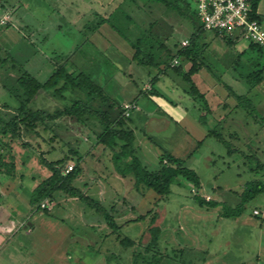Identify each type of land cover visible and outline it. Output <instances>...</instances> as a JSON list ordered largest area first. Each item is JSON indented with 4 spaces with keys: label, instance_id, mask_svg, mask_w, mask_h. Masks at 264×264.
<instances>
[{
    "label": "rangeland",
    "instance_id": "1",
    "mask_svg": "<svg viewBox=\"0 0 264 264\" xmlns=\"http://www.w3.org/2000/svg\"><path fill=\"white\" fill-rule=\"evenodd\" d=\"M64 1L0 0V16L6 20V23L0 21V110L8 114L18 106L7 89L19 76L17 68H25L45 82L52 74L49 73L53 69L51 59L54 63L68 59L71 69L92 74L111 98L121 103L137 102L140 109L133 112L129 126L135 131L137 156L144 166L149 170L159 169L164 153L185 160L201 177L200 194L218 205L200 206L193 197L196 193L193 186L182 180L172 185L168 199L158 202L160 196L155 191L141 192L134 186L132 177L117 172L110 150L94 146L96 137L88 132L94 129V118L91 117L90 126L81 129L83 132L75 129L77 133L72 130L71 134L64 127L73 120H61L54 130L49 126L41 127L39 136L13 141L7 137L0 139V156L10 163L13 155L16 163L13 177L0 172V202L5 208L9 209L11 204L14 209L16 201H29L33 189L50 175L49 169L41 163V156L50 160L67 157V170L79 163V156L71 157L75 149L84 158L80 162L82 172L74 185L101 201L106 209L113 207L117 224L123 226L117 233H111L105 219L95 209L78 199L68 202L66 195L56 192L52 202L57 205L40 214L44 221H40V215L30 214L32 208L16 227L7 215L3 226L9 224L11 231L3 233V251L9 254L10 250H15L19 261L11 259L16 264L24 260L19 258L21 256L29 257L28 264H133L134 254L145 253L151 241L149 222L153 213L146 221H135L136 217L154 210L159 213L156 225L162 229L158 250L171 257L165 258L163 264H183V260L189 264H264V194L246 203L242 216L221 215L225 205H237L246 182L264 178L262 172H254L256 162L243 156V153L255 154L264 162V79L253 85L258 76L251 80L243 76L245 56L237 65L227 60L222 62L220 56L227 52L224 60L232 54V58L238 57L242 45L239 38L231 39L233 48L228 46L230 38L211 31H205L199 40L198 62L207 69L210 67L214 75H209L210 80L216 79L227 88L225 93L213 92L215 88L206 82L205 69L201 70L200 76L193 78L206 94L205 104L204 100L186 92L191 85L181 76L171 70L161 75L159 68L135 61L129 41L137 34L138 26L147 28L157 20L156 28L171 32L168 44L172 46L183 36H187L184 41L189 44L188 37L195 32V20L192 22L172 10L167 11L155 0H139L142 9L129 0H107L105 13L110 16L102 22L99 15H81L85 12L81 8L84 2L74 0L72 6L68 2L69 10L63 6L67 3ZM128 15L133 17V22L128 21ZM115 25L122 32L115 29ZM207 45L212 54L220 51L221 63L217 66L206 57ZM232 50L235 53L231 54ZM179 61L176 58L171 65L178 66ZM227 69V74L221 78L219 70ZM234 94L244 97L238 101ZM65 95L62 99L42 93L34 107L54 111L76 98L85 97L71 92ZM170 106L179 109L173 110ZM167 110L177 122L166 119V115H171ZM149 111L163 119L159 128L148 116ZM212 127L223 135L224 142L207 136ZM228 147L240 152L229 155ZM13 209L12 213L16 211ZM29 219L36 225L30 233L27 232ZM5 226L8 229V225ZM126 237L133 239L135 246L122 245L119 238ZM11 259L7 260L11 262Z\"/></svg>",
    "mask_w": 264,
    "mask_h": 264
},
{
    "label": "trees",
    "instance_id": "2",
    "mask_svg": "<svg viewBox=\"0 0 264 264\" xmlns=\"http://www.w3.org/2000/svg\"><path fill=\"white\" fill-rule=\"evenodd\" d=\"M150 1L153 2L154 0ZM155 1L163 5L167 11L172 10L192 22L195 20L193 22L195 32L188 37V45L185 46L183 44L182 40L185 37L183 36L171 46L168 44L171 32L168 33L162 28H156L157 20L150 23L147 28L138 26L137 34L129 39L133 50V59L143 66L159 68L161 75L171 70L178 76H181L185 82L191 85L190 89L186 92H189L194 98L204 100L205 104H207L206 94L201 92L193 78V76L195 77L199 74L204 65L198 62L197 51L200 48L199 40L202 38L203 33L207 31L203 28L198 16L195 0ZM259 1H252L251 14L253 18L260 21V17L257 15ZM129 2L142 9L139 0H129ZM118 9L120 12L122 10L121 6ZM103 18H101L102 22L106 20V18L105 20ZM110 18L108 19L109 21H111ZM127 19L129 22H133L131 15H128ZM118 27L114 26L115 29H118ZM215 33L222 38H230L229 47L232 46L233 38L234 40L239 38L237 35ZM126 35L123 33L124 37ZM243 56L246 58V62L242 65L243 71H246L243 76L247 80H251L253 76H258L253 84L257 85L264 79V48L250 42L248 48L238 54L236 62L240 63ZM176 58H179L180 65L172 66L171 64ZM14 62L16 63V61ZM68 62L67 59L65 62L53 64V72L45 82H41L25 68H17L19 76L7 89L15 98L18 106L8 114L0 110V139L7 137L9 141H13L16 139L23 140L26 136H39V129L41 127L46 128L49 126L51 127L49 129L54 130L55 127L60 125L58 121H67L68 119L73 121L69 120L71 122L64 129L70 130V134L72 130L75 132V129L83 132L81 129L90 126L89 122L92 121V117L95 119L92 125L94 129H90L92 132H88L96 137L94 146L101 145L103 148L110 150L113 153L112 160L117 172L124 177H132L134 186L138 190L142 192L145 189H152L160 196L158 199V202H160L161 200L168 199L172 193V185L180 184L182 180L193 186V190L196 192L193 194V197L200 206L216 207L218 205V202L207 199L200 194L202 189L201 177L195 169L186 165L185 160L179 159L172 154L164 153L160 159L159 169L149 170L144 166L137 156L135 131L129 126L131 114L137 109L131 111L129 116H126L124 104L127 102L121 103L111 98L92 74L71 69ZM185 62L190 63L188 68L185 67ZM159 75H157V78ZM155 79L154 77L153 80ZM144 91L146 93V90ZM67 92L84 94L85 97L76 98L71 104H65L63 108L57 107L54 111L34 107L37 97L42 93H48L53 97L65 99V93ZM234 96L238 101L244 97L235 94ZM5 107L9 109L7 105ZM206 107L208 106L206 105ZM74 121H76V124ZM211 129L208 130L207 136H213L219 139V141L224 142L223 135L216 130V127H212ZM57 131L56 133H58ZM27 143L24 144L28 145ZM228 149L229 155H232L235 151H239L230 149L229 147ZM72 154L71 157L79 156L80 160L77 167H73L69 172H66L67 157L50 160L45 156H41V163L49 169L50 175L33 189L30 199L31 205L36 211L48 212L47 207H42L44 200L52 201L56 192H62L64 195L81 200L84 204L95 209L105 219L108 227L111 229V233H117L123 225L117 224L112 213L114 208L111 207L110 210L106 209L101 201L84 194L81 189L74 185V182L82 172L80 162L84 157L80 156L81 154L75 149L72 150ZM243 156L249 161L254 160L256 162V166L253 169L254 172H262L264 177V162L255 154L243 153ZM3 157L0 156V172L13 177L16 173V163L13 161L14 157L13 155L11 156L10 163L4 162ZM261 194H264V178L246 182L242 192L239 194L237 205L235 207L225 205L221 215L226 218L242 216L245 211V204ZM150 213H153L149 222L151 241L145 247V253L138 252L134 254L133 264H163L165 258L171 259V257L169 258L158 250L159 240L162 235V229L156 225L159 213L150 210L146 214L137 216L135 221H146ZM119 240L126 247H133L136 244L133 239L127 237L119 238ZM111 258L112 256L109 257L110 261ZM182 263L189 264L184 260Z\"/></svg>",
    "mask_w": 264,
    "mask_h": 264
},
{
    "label": "crops",
    "instance_id": "3",
    "mask_svg": "<svg viewBox=\"0 0 264 264\" xmlns=\"http://www.w3.org/2000/svg\"><path fill=\"white\" fill-rule=\"evenodd\" d=\"M75 1H78V0H75ZM80 1H82V2H84L85 3V6L84 7H81L82 9H85L84 11V13L83 14H81V15H87V14H89V15H91V16H100L101 18H103V17H108V13H105V11H106V9H107V0H102L99 4H97L96 2H99V0H80ZM64 2H67V3H65L63 6L65 7V9H69V10H71L70 8H71V6L73 5V2H74V0H72V1H70V0H65ZM68 2H70L71 3V6L69 5V3ZM75 4V3H74ZM77 6V5H76ZM80 6H81V4H80ZM68 10V11H69ZM78 11H81L80 10V8H79V10ZM93 12V15L91 14ZM80 15V14H79ZM257 15L260 17V22H261V24H262V26H263V19H264V0H260L259 1V3H258V7H257ZM186 37L187 36H185V37H183V41L184 40H186ZM238 41H240V43H242V45H240V53L241 52H243L245 49H247L248 48V46H249V43L246 41L245 42V40L244 39H241V37H239V39H238ZM232 47V46H231ZM230 47V48H231ZM233 48V47H232ZM209 49H211V47H210V45H207V47H206V57H207V59L209 60V61H211V63L214 65V66H217L218 64H220L221 63V59H222V62L224 61H228L229 62V64H231L232 65V63L231 62H235L236 63V61H237V56L234 58V56H233V58H232V53L234 52L233 50H232V52H231V54L232 55H230V57H227L228 59H226L225 58V60H224V57L228 54L227 52H225V54L222 52L221 54H220V51L219 52H217L216 53V55H215V53H213L212 54V51H210ZM60 50V49H59ZM235 53V52H234ZM220 54V56H221V59H218L220 56H218ZM224 55V56H223ZM234 55H236V54H234ZM238 55V54H237ZM51 59V58H50ZM51 64L53 65V64H55L53 61H52V59H51ZM51 65V66H52ZM188 65H190V63L189 62H185V67H187L188 68ZM53 67V66H52ZM210 68V67H209ZM209 68L207 69V67H203L201 70H203V69H205L204 70V72L203 73H205L206 75H207V79H206V82H209V86L210 87H212L213 86V88H215V90L213 91V92H227V88H226V86L224 85V84H222L220 81H218L217 82V80L215 79V80H210V77H209V75L210 74H212L211 73V71L209 70ZM201 70H200V72H199V74H197V77L198 76H200V73H201ZM29 71V70H28ZM29 72H31V71H29ZM53 72V69L49 72V73H52ZM227 72H228V69L227 70H224V71H222V70H219V74H221V78H222V76L223 75H225V74H227ZM218 74V75H219ZM212 76H214L213 74H212ZM219 77H220V75H219ZM201 78V77H200ZM209 80V81H208ZM204 81V80H203ZM158 90V92L159 91H161V90H159V89H157ZM156 90V91H157ZM210 90V89H209ZM162 92V91H161ZM161 92L159 93V95H162L161 94ZM208 92H211V91H208ZM177 96V95H176ZM176 96H175V98H176ZM218 96H221V94L219 93L218 94ZM174 96H172V98H173ZM222 97V96H221ZM225 97V96H224ZM174 99V98H173ZM122 103H126V101H124V102H122ZM137 103V102H136ZM170 103V102H169ZM172 103V105H174V102H171ZM171 107V106H170ZM173 110H174V108L175 109H179L178 107L176 108V107H174V106H172L171 107ZM170 108V109H171ZM138 109H140L139 108V105H138ZM137 109V110H138ZM224 111H226V110H224ZM150 112H153V111H149L148 113V116H150V118L151 119H153V122L155 123V121H156V128H159V126H160V124L161 123H164V121H163V119H161L159 116H155L154 115V113L155 112H153V113H150ZM162 113H165L166 111H161ZM167 112L168 113H170L171 114V112L169 111V110H167ZM166 114V113H165ZM133 115V113L131 114V116ZM167 117H166V119H168L169 121H173V122H177L176 120H177V118H176V120H174L172 117H173V115L171 114V115H166ZM172 116V117H171ZM183 118V117H182ZM165 119V118H164ZM158 122V123H157ZM64 198H66V200L68 201V202H72V203H74V200H76V198H73V197H68V196H64ZM47 202H48V209H50V208H52V207H54V206H56L57 205V203H53L51 200H47ZM15 208L14 209H16V211L14 210V212L12 213V209H11V207H12V205L10 204V208L9 209H7V207L5 208L4 207V205H3V203H1L0 202V264H16V263H13V260L12 259H14L15 258V260H18L19 261V259L17 258L18 256H16L15 255V250H10V253L9 254H6V252L7 251H3V247H2V241H3V239H4V237H5V235H3V233L6 231V232H10L11 230V228H10V226H9V224H4V226H3V222H5V220L4 219H7V215H9V217H8V219L11 221V223L13 224V226L14 227H16V226H18V223H20V218H24V214L26 213V211L27 210H29L30 208H32L33 209V212H31L30 214L33 216V217H35L36 215H40L42 212H44V211H36L34 208H33V206L31 205V203H30V200L29 201H26V202H19V201H16V205L14 204L13 205ZM8 210H10V212L8 211ZM28 212H30V210L28 211ZM29 214V215H30ZM13 217V218H12ZM39 218H40V221H44L43 220V218H42V215H40L39 216ZM31 220H32V218H31ZM28 222H29V224H28V229H27V232L28 233H30L29 231L30 230H32V229H34V228H36V225L32 222V221H30V219L28 220ZM5 225H8V229L6 228V226ZM23 228H25V227H23ZM5 234V233H4ZM32 254V253H31ZM27 255V254H26ZM66 255H68V254H66ZM14 257V258H13ZM31 257V256H30ZM12 258V259H11ZM19 258H23L24 260H22L21 261V264H28L27 262L29 261L28 259H29V257L27 256V257H25V256H21V257H19ZM7 259H11V262L10 261H8Z\"/></svg>",
    "mask_w": 264,
    "mask_h": 264
},
{
    "label": "built area",
    "instance_id": "4",
    "mask_svg": "<svg viewBox=\"0 0 264 264\" xmlns=\"http://www.w3.org/2000/svg\"><path fill=\"white\" fill-rule=\"evenodd\" d=\"M253 0H195L198 16L207 31L241 37L248 42L255 43L264 48V27L261 22L252 17ZM4 17L0 21L6 23ZM188 45V41L183 42ZM125 114L138 109L136 102L124 104ZM66 172L73 169L69 166ZM42 207H48L43 202Z\"/></svg>",
    "mask_w": 264,
    "mask_h": 264
}]
</instances>
